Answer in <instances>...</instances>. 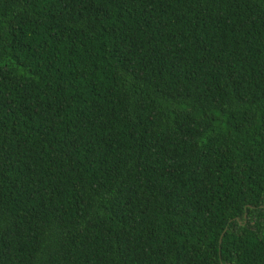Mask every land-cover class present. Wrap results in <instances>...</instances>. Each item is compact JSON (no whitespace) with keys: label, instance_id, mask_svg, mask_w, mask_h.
Wrapping results in <instances>:
<instances>
[{"label":"trees","instance_id":"16d2710c","mask_svg":"<svg viewBox=\"0 0 264 264\" xmlns=\"http://www.w3.org/2000/svg\"><path fill=\"white\" fill-rule=\"evenodd\" d=\"M0 264H264V0H0Z\"/></svg>","mask_w":264,"mask_h":264},{"label":"water","instance_id":"95a60500","mask_svg":"<svg viewBox=\"0 0 264 264\" xmlns=\"http://www.w3.org/2000/svg\"><path fill=\"white\" fill-rule=\"evenodd\" d=\"M222 235H223V232H222V234L220 235V238H219V242H221V239H222Z\"/></svg>","mask_w":264,"mask_h":264}]
</instances>
